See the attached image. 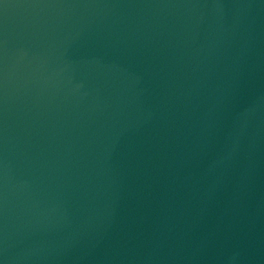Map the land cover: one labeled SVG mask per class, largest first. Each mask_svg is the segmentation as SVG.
Here are the masks:
<instances>
[{
  "label": "water",
  "instance_id": "water-1",
  "mask_svg": "<svg viewBox=\"0 0 264 264\" xmlns=\"http://www.w3.org/2000/svg\"><path fill=\"white\" fill-rule=\"evenodd\" d=\"M0 264H264V0H0Z\"/></svg>",
  "mask_w": 264,
  "mask_h": 264
}]
</instances>
